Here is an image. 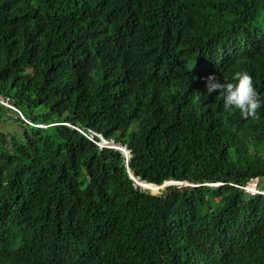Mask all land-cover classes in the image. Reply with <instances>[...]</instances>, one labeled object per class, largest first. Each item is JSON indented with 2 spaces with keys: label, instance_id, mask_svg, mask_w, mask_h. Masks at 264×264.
I'll list each match as a JSON object with an SVG mask.
<instances>
[{
  "label": "trees",
  "instance_id": "trees-1",
  "mask_svg": "<svg viewBox=\"0 0 264 264\" xmlns=\"http://www.w3.org/2000/svg\"><path fill=\"white\" fill-rule=\"evenodd\" d=\"M240 70L264 0H0V264H264V108L205 88Z\"/></svg>",
  "mask_w": 264,
  "mask_h": 264
},
{
  "label": "clouds",
  "instance_id": "clouds-1",
  "mask_svg": "<svg viewBox=\"0 0 264 264\" xmlns=\"http://www.w3.org/2000/svg\"><path fill=\"white\" fill-rule=\"evenodd\" d=\"M204 79H205V88L207 90V93L211 94L214 91L218 90L219 95H221L223 97V106L225 109H228V110L238 109L240 111L241 115L247 118V117L258 116L257 110L264 108V94H261L260 92H258L256 87L254 86L252 75L246 70L235 71L232 74L231 79L228 81H222L221 79H217L215 74H210ZM1 102L3 105L8 104V102L6 100H4V98H1ZM25 122L28 124H31L26 120H25ZM34 126L45 127L44 125H34ZM78 131L83 134V132L81 130H78ZM88 135H91L92 137L93 136L98 137V141H100V138H101L108 143L111 142L112 147L106 146L103 148H111V149L118 150L127 159L129 152L127 151V149L123 145H120L118 143L116 144L113 140H105L101 135L94 133V132H91ZM98 141H96V142H98ZM130 175L131 174L129 173V176ZM133 178H131V179H133ZM133 180L135 183H136V181L142 183V181H139L136 178H134ZM254 180H256V179L251 180L248 183V185L246 187H244L246 193L264 195V189H262V188L259 189L257 187V181L253 182ZM167 182L170 184H167L164 187H162V185L164 183H166V182H164L162 185H160L161 189H157V190H159V191L163 190L166 186H169V185L186 186V184L183 182H177V181H167ZM144 184H147V183L144 182ZM251 188H252V190H249ZM146 189L151 192L150 189H148V188H146Z\"/></svg>",
  "mask_w": 264,
  "mask_h": 264
},
{
  "label": "rangeland",
  "instance_id": "rangeland-1",
  "mask_svg": "<svg viewBox=\"0 0 264 264\" xmlns=\"http://www.w3.org/2000/svg\"><path fill=\"white\" fill-rule=\"evenodd\" d=\"M0 104H2V102H1V98H0ZM3 105V104H2ZM4 106H6V107H9V108H11L13 111H15V109L13 108V107H11V106H9L8 104H6V105H4ZM7 114H8V116L10 117V118H12V119H14L15 118V115L12 113V112H6ZM21 116V115H20ZM19 116V117H20ZM21 118H23L22 116H21ZM1 131L2 132H10V133H12V134H15V135H17L18 133H19V130H18V128L15 126V123H14V120H7V122H6V124L1 128ZM17 133V134H16ZM18 136V135H17ZM257 180H254L253 182H256ZM183 183H185L186 185H188L189 183L188 182H183ZM259 185L260 186H262V187H264V179L263 180H260L259 181ZM161 191V190H160ZM153 194H158L159 193V190H154V191H151Z\"/></svg>",
  "mask_w": 264,
  "mask_h": 264
},
{
  "label": "built area",
  "instance_id": "built-area-1",
  "mask_svg": "<svg viewBox=\"0 0 264 264\" xmlns=\"http://www.w3.org/2000/svg\"><path fill=\"white\" fill-rule=\"evenodd\" d=\"M84 135H85V137L88 138V139H93L91 135H88V134H84ZM95 143L97 144V146H98L99 148H103V147H106V146H108V147H112V143H111V142L108 143V142L104 141V140L101 139V138H100V141L95 142ZM249 190H252V188L249 189Z\"/></svg>",
  "mask_w": 264,
  "mask_h": 264
},
{
  "label": "water",
  "instance_id": "water-1",
  "mask_svg": "<svg viewBox=\"0 0 264 264\" xmlns=\"http://www.w3.org/2000/svg\"><path fill=\"white\" fill-rule=\"evenodd\" d=\"M130 177L133 178L131 175H130ZM133 179H134V178H133ZM136 183H137L139 186H141L142 188L146 189V187H144V186L141 184V182H137V181H136ZM167 184H170V183L166 182V183H164V184L162 185V187H164V186L167 185ZM156 187H157V189H161V186H156Z\"/></svg>",
  "mask_w": 264,
  "mask_h": 264
},
{
  "label": "bare ground",
  "instance_id": "bare-ground-1",
  "mask_svg": "<svg viewBox=\"0 0 264 264\" xmlns=\"http://www.w3.org/2000/svg\"><path fill=\"white\" fill-rule=\"evenodd\" d=\"M150 185H152V184H150Z\"/></svg>",
  "mask_w": 264,
  "mask_h": 264
}]
</instances>
